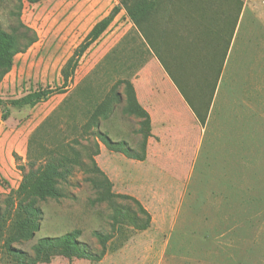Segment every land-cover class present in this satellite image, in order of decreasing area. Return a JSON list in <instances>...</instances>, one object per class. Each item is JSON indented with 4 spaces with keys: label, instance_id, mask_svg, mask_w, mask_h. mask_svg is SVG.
Here are the masks:
<instances>
[{
    "label": "rangeland",
    "instance_id": "374dc122",
    "mask_svg": "<svg viewBox=\"0 0 264 264\" xmlns=\"http://www.w3.org/2000/svg\"><path fill=\"white\" fill-rule=\"evenodd\" d=\"M17 5L0 0V28L11 32ZM109 14L65 77L74 50ZM20 18L36 41L0 82V207L11 203L29 160L36 168L78 153L82 164H66L62 197L38 200V230L12 244L26 253L23 262L4 244L6 225L0 264H264V0L25 1ZM119 80L133 84L151 116L144 159L97 135L143 154L140 119L123 112L124 84L109 115L91 122ZM91 157L111 182L107 190L134 199L97 201L105 189L91 183L101 177ZM135 200L150 213L149 226L122 220L113 229L115 206L146 219ZM73 230L98 254L96 233L109 234L104 256L30 261L37 240Z\"/></svg>",
    "mask_w": 264,
    "mask_h": 264
},
{
    "label": "trees",
    "instance_id": "16d2710c",
    "mask_svg": "<svg viewBox=\"0 0 264 264\" xmlns=\"http://www.w3.org/2000/svg\"><path fill=\"white\" fill-rule=\"evenodd\" d=\"M15 1L18 3L17 7L19 9L18 11L13 12V15L17 17V23L11 28V32L0 28V82L12 69L14 57L18 53L26 51L36 41L35 34L30 35L29 33L31 32V28L26 26L22 20H20V13L25 1L35 3L41 0ZM113 18V14H109L93 26L84 41L74 50L73 54L68 59L63 69L65 77H69V71H74L77 68L80 58L84 55L90 44H92L93 41L97 40L104 33ZM140 27L142 28V26ZM121 84H124L125 93L123 112L128 116H136L140 119V127L136 131L142 136L141 149L143 154L128 146L127 142L124 140L114 141L106 132L99 131L97 135L102 143L108 148L121 151L132 158L144 159L147 141L151 135V116L149 112L138 102L135 88L129 80H119L113 86L108 96L95 110L91 117V122L97 126L99 117H107L109 115L113 108V103L121 99V94L118 91V87ZM181 92L185 95V90L183 88H181ZM188 100L190 101L189 98ZM29 144L31 145L32 141H30ZM42 148L43 150L45 149L43 146ZM91 159L94 163V172H97L101 176L95 178L91 177V183L96 189H105L98 190L96 198L97 201H103L108 197L134 199L131 196L114 194L111 190H107L109 186H111L110 180L106 174L97 167L94 158L91 157ZM28 163V171H25V165H21V170L24 171V175L19 187L8 197L10 198L11 203L7 205L4 210L0 207V237L4 235V229L6 228V225H8L10 230L6 235L4 244L10 253H13L16 257L20 258L21 262L26 260V253L21 250H17L12 246V244L14 242L31 239L35 231L38 230L40 216L42 213L40 208L37 206L38 200L62 197L63 193L59 190L57 184L58 181L64 177L65 173H69V169L67 170L66 164H82L78 158V153L73 158H68L67 156L57 159L55 157L50 158V160H47L45 163H40V165L36 168L35 160H29ZM135 201L138 203L139 210L144 214L146 219L143 220L142 217L138 216V213H130L128 209L121 206H115L113 208L111 224L113 229H115L118 223L122 220L130 222L138 229H146L149 226L151 220L150 213L140 204V202L137 200ZM13 207H16V209L13 210ZM14 211L17 215L16 218L13 217ZM80 233V230H73L57 237L40 238L33 245L35 256L30 261H44L56 253L65 254L70 257L79 256L91 259H101L106 252L107 242L110 235L102 232L96 233V236L102 246V250L98 254L88 250L80 244V241L78 240Z\"/></svg>",
    "mask_w": 264,
    "mask_h": 264
}]
</instances>
